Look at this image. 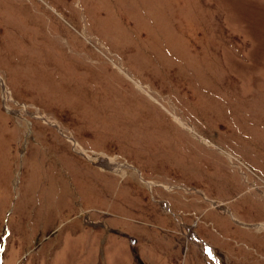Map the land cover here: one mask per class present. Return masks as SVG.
Masks as SVG:
<instances>
[{
	"label": "rangeland",
	"instance_id": "374dc122",
	"mask_svg": "<svg viewBox=\"0 0 264 264\" xmlns=\"http://www.w3.org/2000/svg\"><path fill=\"white\" fill-rule=\"evenodd\" d=\"M149 260L264 264V0H0V264Z\"/></svg>",
	"mask_w": 264,
	"mask_h": 264
},
{
	"label": "bare ground",
	"instance_id": "6f19581e",
	"mask_svg": "<svg viewBox=\"0 0 264 264\" xmlns=\"http://www.w3.org/2000/svg\"><path fill=\"white\" fill-rule=\"evenodd\" d=\"M107 166H108V168H110L111 170H113V172L114 171L117 172L120 169V166L119 165H116L115 163H113L111 161H110V163H107Z\"/></svg>",
	"mask_w": 264,
	"mask_h": 264
},
{
	"label": "crops",
	"instance_id": "0c3cea01",
	"mask_svg": "<svg viewBox=\"0 0 264 264\" xmlns=\"http://www.w3.org/2000/svg\"><path fill=\"white\" fill-rule=\"evenodd\" d=\"M150 251L152 250V249H149ZM153 253V252H152ZM144 263L145 264H153L152 262H150V260L148 261V263H146L145 261H144ZM118 264H120V263H118ZM155 264H157V263H155Z\"/></svg>",
	"mask_w": 264,
	"mask_h": 264
}]
</instances>
